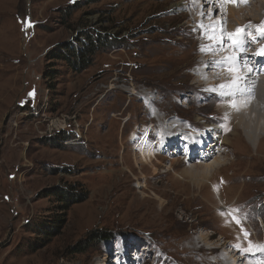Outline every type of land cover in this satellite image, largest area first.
Segmentation results:
<instances>
[{"label": "rangeland", "instance_id": "1", "mask_svg": "<svg viewBox=\"0 0 264 264\" xmlns=\"http://www.w3.org/2000/svg\"><path fill=\"white\" fill-rule=\"evenodd\" d=\"M190 1L0 0V264H219L264 246V141L233 136L224 102L205 92L212 74L195 75L215 44L199 36L219 22L225 43L231 18L201 8L194 18ZM245 13L235 19L255 35L264 15ZM91 42L86 68L52 59ZM156 115L181 137L221 130L230 143L208 163L224 164L195 178L205 162L188 160L183 141L154 145L143 163L133 134L157 143Z\"/></svg>", "mask_w": 264, "mask_h": 264}, {"label": "bare ground", "instance_id": "2", "mask_svg": "<svg viewBox=\"0 0 264 264\" xmlns=\"http://www.w3.org/2000/svg\"><path fill=\"white\" fill-rule=\"evenodd\" d=\"M228 1L230 0H191L190 8H192V17L195 15L196 18L199 16V8L202 9V12H209L210 15L216 16V13L220 11L221 17L219 21H226L225 17L226 14L228 18H231V22L227 25V31L229 30V33H226L225 36V43H223V40L221 41V36L225 32L224 30L220 29L222 32L220 34L218 33L219 27L221 25L219 22H210L208 23V27L205 29V32L203 33V36L198 38L197 43H201L203 45H206L207 42L213 43V40H215V44L211 46H205V50L203 51L204 59L203 61L204 68L202 70L196 71V76L199 77L198 83H201L204 81L203 78H205V75H211L212 79L211 82L206 84L204 88H214L215 92L211 91H205L208 94H211L213 96H217L219 100L223 101V108L224 111L223 117L227 120L232 121V124L234 126L235 134L233 136H239V133L242 132V136L248 141V143L254 144L255 139L259 138L261 141H264V65H251L253 63L247 62V67L242 66L241 64H233L232 60L230 58L236 57L238 60L242 59L244 61H249L247 58H239L245 54V52L240 51V55H236L232 52V48H237L234 44V37L233 39H229L230 34H235L237 32V29H246L250 34L255 44H253L254 49L252 47L246 46V48H250L251 51L249 53H246L250 55H256L260 57V61L264 63V55H260L258 53L264 52V49L262 50V47L264 48V38H261V32L256 31V34L254 33V28L248 27L250 20L244 19L245 21H241L239 19H235L236 15H240L243 12L249 13L250 17L252 19L259 18L264 15V4L262 0H255L254 2L252 0H248V4L251 5L250 8H243L238 9L239 4L237 7H229ZM235 3V2H234ZM260 3V8H257V6ZM232 6V2L230 3ZM247 4V5H248ZM228 6V7H227ZM211 7V10H208ZM257 11H259L257 13ZM200 12V13H202ZM190 13V12H189ZM245 13V14H246ZM257 13V14H256ZM194 16V18H195ZM209 16V15H208ZM241 16V15H240ZM249 18V17H248ZM227 19V17H226ZM264 19V18H263ZM197 20V19H196ZM263 21V23H261ZM256 25L264 24V20H253ZM199 21L196 22L198 24ZM203 23V22H202ZM227 23V22H226ZM225 23V24H226ZM231 23L238 24V28L235 29L236 24L231 25ZM205 24V23H204ZM222 24V23H221ZM224 25V23H223ZM194 24L191 26L193 27ZM226 26V25H225ZM218 28V29H217ZM226 28V27H225ZM224 28V29H225ZM256 28V27H255ZM204 29L201 28V25H197V35H199V30ZM210 29L215 30V36L216 38H209L211 35ZM234 29L233 32H231ZM196 35V34H195ZM220 40L217 42L216 40ZM209 44V43H208ZM204 49V48H203ZM238 50V48H237ZM255 50V51H254ZM259 50V51H258ZM258 51V52H256ZM256 52V53H255ZM239 53V52H238ZM242 66V67H241ZM197 67V66H196ZM230 68L232 69L230 71ZM216 70V71H215ZM206 71V73H203ZM208 72V73H207ZM215 72V73H214ZM194 74V73H193ZM242 77V79L239 80V91L237 90V86L234 83L235 77ZM222 102V103H223ZM235 105V106H233ZM223 113V112H222ZM260 113V114H259ZM258 115V117H257ZM154 121L157 123V133H158V142L149 144L148 146V133L142 138L137 137L135 134H133L134 139H140L139 141V154L141 157V160L145 164H152V158H156V153H154V145H159L160 147V153L167 152V149L171 147L179 148L182 143L184 142L185 148L187 149L185 154L188 160H202L205 163H199L197 166L200 168L201 171L196 172L194 175L197 179H206L209 177V171H212L214 169L217 170V168H220L224 162L220 161L219 159L214 160L211 163H208L210 161L209 159L214 156L216 152H220L221 150H212L211 147H221L223 145H229L230 139L229 137H223L221 132H218V130H214V132L206 131L202 133L201 137L191 138V136L184 135V137H181L182 131H179V128L181 127L180 124H175L173 121H166L162 120L159 116H154ZM214 127V126H213ZM231 127V126H230ZM221 131V130H219ZM182 132V133H180ZM173 133V134H172ZM212 136H215L216 140L209 144L210 152H207L208 150V143L210 141V138ZM170 136V140L167 143H164L163 139ZM165 137V138H164ZM190 138L193 140V142H190ZM199 138V139H198ZM145 143V147H144ZM213 144V145H212ZM170 145V146H169ZM215 145V146H214ZM169 146V147H168ZM178 153V149H175ZM224 151V150H223ZM226 155V152H222V155ZM203 158V159H201ZM198 170V169H197ZM195 180V179H194ZM200 250H203L202 248ZM207 252L208 254H215L217 252V248H210ZM234 256H228L227 254L224 255V258L222 261L224 264H264V251L260 250L255 257H248L249 259H245L243 257H240L241 259L238 260L236 258L237 255L233 254ZM247 257V256H246ZM243 258V259H242ZM222 259V258H221ZM243 260V261H241ZM247 260V261H246ZM246 261V262H244ZM217 263L223 264L221 261H218Z\"/></svg>", "mask_w": 264, "mask_h": 264}, {"label": "trees", "instance_id": "3", "mask_svg": "<svg viewBox=\"0 0 264 264\" xmlns=\"http://www.w3.org/2000/svg\"><path fill=\"white\" fill-rule=\"evenodd\" d=\"M62 49L63 52L61 51ZM94 54H95V47H94V43L91 42L85 45L83 48L81 47V49L78 50H75L71 46L61 47L59 54L55 55V57L52 59L66 60L68 63L71 64V66L74 69L78 70V68L82 69L81 67L86 68L87 66H89L92 61L91 57L94 56ZM56 195H58V197L64 203L69 204L73 202V197L68 192L60 191ZM74 203H78V202H74Z\"/></svg>", "mask_w": 264, "mask_h": 264}, {"label": "snow or ice", "instance_id": "4", "mask_svg": "<svg viewBox=\"0 0 264 264\" xmlns=\"http://www.w3.org/2000/svg\"><path fill=\"white\" fill-rule=\"evenodd\" d=\"M230 2H239V3H247V0H230ZM201 27H204L203 25H201ZM248 27H251V25H249ZM258 31L261 32V38H264V24H261L260 26H258ZM210 32H211V35L209 38H216L215 36V30L214 29H210ZM233 37L235 38L234 39V44L235 46L241 50L242 52H246L247 51V48H246V45L247 43L254 39L253 37H251V34L246 30V29H237V32L235 34H230L229 35V39H233ZM260 55H264V52L262 53H258ZM233 62V64H242L243 66L247 67V61H244L242 59L238 60L236 57H232L230 58ZM232 69L230 68V71ZM242 79V77H235V80H234V83L236 84L237 86V90L239 91V80ZM235 106V105H233ZM234 219H236L235 217H233ZM237 223H240V221L237 219L236 220ZM244 235L247 237L249 234L247 232L244 233ZM259 247L260 250L264 251V246H257ZM241 251H251L252 250V246L250 244V247L249 249H243L241 248L240 249Z\"/></svg>", "mask_w": 264, "mask_h": 264}]
</instances>
